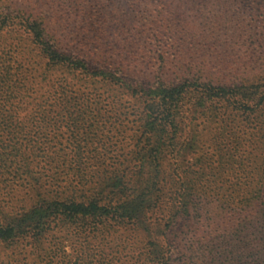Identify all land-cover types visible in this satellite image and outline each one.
Returning <instances> with one entry per match:
<instances>
[{
  "label": "rangeland",
  "instance_id": "obj_1",
  "mask_svg": "<svg viewBox=\"0 0 264 264\" xmlns=\"http://www.w3.org/2000/svg\"><path fill=\"white\" fill-rule=\"evenodd\" d=\"M72 1L70 7L62 0H0V12L4 6L13 13L42 10L61 43L82 42L103 57L107 70H118L114 77H89L52 68L39 89L22 37L0 36L9 85L23 77L32 86L26 105L3 107L24 127L17 141L33 145L31 174L50 196L68 191L107 204L96 223L49 222L42 245L50 256L40 264H161L152 238L166 264H211L208 253L219 264L249 263L255 223L250 216L242 224L235 196L249 182L264 191V0ZM161 82L186 89L169 133L166 126L154 133L145 121ZM225 87L232 91L212 93ZM171 132L174 146L148 158L149 144ZM76 161L79 171L68 170ZM7 166L0 169V204L17 211L35 197L29 179ZM186 178L198 196H191ZM131 208L135 215L128 217ZM213 237L220 243L213 246ZM225 243L231 262L220 256ZM5 253L0 244L3 264Z\"/></svg>",
  "mask_w": 264,
  "mask_h": 264
},
{
  "label": "trees",
  "instance_id": "obj_2",
  "mask_svg": "<svg viewBox=\"0 0 264 264\" xmlns=\"http://www.w3.org/2000/svg\"><path fill=\"white\" fill-rule=\"evenodd\" d=\"M62 1L69 2L70 7L73 6L72 0ZM3 8L5 12H0V36L3 32H18V35L22 37V42L32 55V65H37V70H34L36 73L34 77L38 79L36 85L38 84L39 89L43 87L44 81L47 80L52 68H64V70L68 69L73 72L79 71L89 77H96L98 74L114 77L118 74V70L114 68L107 70L105 67L107 64L103 57L97 52L90 53L86 51L82 42L77 46L61 43L58 37L50 32L49 22L42 10L30 7L13 13L9 7L4 6ZM175 26V32L178 33V22ZM20 47V45H16L18 50H21ZM100 68H106V70L101 71ZM9 71V67H0V100L1 103H4L2 107L0 103V133L6 136V139H0V169H8L9 165L7 166V164H14L15 173H22L29 179L30 193L35 198L32 204L26 207L21 206L17 211L7 210L0 204V244L6 251L5 257L7 260L5 264H19L18 256L21 254L25 260L27 259L25 264H40L44 258L48 259L50 256L42 245L44 227L49 222L54 220L70 221L80 218L96 223L103 218V214L107 211V204L96 196H84L78 200L68 191L64 195L51 196L42 191L39 177L31 174L29 170L28 151L33 145L31 142L17 141L16 137L20 133L18 130H22L24 127L17 125L18 123L14 121V112L11 110L3 111L6 104L11 107L16 105L17 110L23 104L26 105L27 102L25 101L29 98L32 86H25L23 77L17 80L14 85H9ZM159 89L158 100L149 107V113L145 121L148 130L155 129L154 133H156L162 131L163 127L166 126L168 128L167 133H169V129L173 128L174 131L177 128L176 123L178 121L174 114L181 107L186 89L184 86H171L163 82L160 83ZM226 91L231 92L232 90H227L226 87L215 88V92L212 93L217 96L221 95L220 93L224 94ZM37 105L40 106L41 103L39 102ZM67 105L70 109L73 104L69 103ZM70 120L73 131H75L78 128V119L72 117ZM155 135L153 134V136ZM174 137V132H171V136L165 134L162 140L156 139L149 144L148 148L145 149L148 158L155 161L157 155L161 154L163 150L171 149L174 146L172 142ZM80 165L81 162L76 161L68 170L78 172ZM186 179L189 185L191 184V189L188 188L191 190V196H198L197 190L194 188V180L190 182L188 178ZM254 182L259 184L261 176H258L257 180L254 179ZM249 186H251L250 182L248 187L240 190L235 196L242 224L250 222V216L255 223L253 239L255 247L254 252L251 253L252 260L247 264H264V191ZM199 210L200 208L196 206L194 208L195 214ZM134 211L135 209L131 208L127 216L133 217L135 215ZM211 241L213 246L215 243H220V240L216 237H213ZM148 243L153 247V251L157 253V256L161 257H159L161 264H166L168 256L163 254L162 246L156 243L154 238L150 239ZM227 247L226 243L222 245L223 253L220 256L231 262L228 256L233 251H228ZM208 255L211 264H219V260H216L212 253H208ZM0 264H3V262L0 261Z\"/></svg>",
  "mask_w": 264,
  "mask_h": 264
}]
</instances>
